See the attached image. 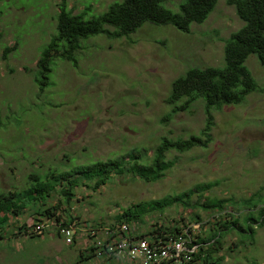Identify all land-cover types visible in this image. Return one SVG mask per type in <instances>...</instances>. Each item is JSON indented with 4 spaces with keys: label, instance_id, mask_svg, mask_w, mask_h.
I'll list each match as a JSON object with an SVG mask.
<instances>
[{
    "label": "rangeland",
    "instance_id": "obj_1",
    "mask_svg": "<svg viewBox=\"0 0 264 264\" xmlns=\"http://www.w3.org/2000/svg\"><path fill=\"white\" fill-rule=\"evenodd\" d=\"M59 1L0 0V194L15 192L1 201L3 212H10L0 228V264H117L106 257L80 259L89 243L88 226L109 223L132 204L178 194L199 183L218 182L204 192L212 199L239 201L255 192L264 197V68L251 54L244 65L259 91L212 113L205 147L166 153L165 159L173 165L156 182L124 174L114 175L96 191L78 187L69 208L75 218L70 244H64L51 227L34 238L18 236V227L37 223L33 204L18 209L31 185L30 173L68 171L134 147L145 148L150 158L162 137L198 135L205 122L202 101L165 118L170 112L164 100L171 82L193 66H222L224 40L242 26L228 0H217L206 20L191 24L186 34L171 26L144 23L120 39L91 36L80 40L75 68L61 59L52 60L50 84L39 91L32 76L40 53L57 35ZM120 1L65 0V9L86 20ZM180 1L161 5L178 12ZM13 45L15 49L3 60L2 50ZM48 199L54 204L56 196ZM195 214L203 231L208 227L203 222L212 214L209 218L200 208L180 205L146 217V227L182 218L197 225ZM220 244L215 255L224 256L221 264H264V225L254 226L251 238L230 232Z\"/></svg>",
    "mask_w": 264,
    "mask_h": 264
},
{
    "label": "trees",
    "instance_id": "obj_2",
    "mask_svg": "<svg viewBox=\"0 0 264 264\" xmlns=\"http://www.w3.org/2000/svg\"><path fill=\"white\" fill-rule=\"evenodd\" d=\"M166 1L121 0L111 4L101 15L85 20L82 14H74L72 10L67 11L65 0H60L56 15L57 35L40 53L32 76L33 83L39 91L49 86L47 75L51 71L53 59L69 62L75 68L77 61L74 55L80 49L79 42L82 39L99 34L108 39L128 37L144 23L171 26L176 31L186 34L191 24L204 22L217 3V0H182L178 3V12H171L161 5ZM228 4L234 7L242 26L224 40L223 65L189 68L171 82L169 93L164 100L170 106L166 119L177 112L188 111L193 103L202 101L205 122L198 135L175 140L162 137L150 158H146L145 148L134 147L117 157L73 166L68 171L57 172L48 169L44 175L30 173L28 179L31 185L24 190L25 201L18 205V209L22 211L26 209L27 204H33L31 209L36 222L48 226H68L75 220L69 208L78 187L96 191L100 186L111 181L114 175L124 174L143 182H156L162 179L165 172L173 165L172 160L165 159L166 153L170 151L183 153L193 147H205L210 141L208 132L213 124L212 113L219 111L225 105L240 104L249 93L259 91L256 80L244 65L247 57L251 54L255 55L259 65L264 68V0H228ZM14 49V45L5 47L2 50V59L5 60ZM217 184V181L199 183L178 194L132 204L121 213L114 215L109 225L134 223L139 229L143 228L150 234L161 231L163 234L172 235L178 230L180 223L185 225L183 218L172 219L169 222L155 221L149 226L150 228H147L146 217H151L155 212L162 213L164 209L172 206L200 208L208 212L209 218L210 214L212 216L210 220L203 222L202 226L208 227L203 231L201 229L196 236L195 244H199V249L193 255L191 264L196 261L200 264H221L224 256L215 254L221 248V239L226 234L235 232L237 235L246 234L251 238L254 226L264 225V197L255 192L247 198L235 201L232 198L212 199L204 195V192ZM6 193L0 194V228H2L1 224L7 221L10 212V210L3 212L1 201L10 198L15 192ZM194 194L197 197L190 204ZM53 195L56 196V201L54 204H48V198ZM242 211L244 213H239ZM17 212L15 215L19 214ZM194 217L195 221L201 222L199 215L195 214ZM103 225L105 223L90 227ZM30 228L25 225L18 227L17 235H26V231ZM153 228L156 231L150 232ZM46 232L45 230L44 233ZM28 236L34 238L38 235ZM85 249L90 256L81 254L83 257H80L83 259L92 257V250Z\"/></svg>",
    "mask_w": 264,
    "mask_h": 264
},
{
    "label": "built area",
    "instance_id": "obj_3",
    "mask_svg": "<svg viewBox=\"0 0 264 264\" xmlns=\"http://www.w3.org/2000/svg\"><path fill=\"white\" fill-rule=\"evenodd\" d=\"M109 224L96 228L88 226L86 234L89 243L85 245L92 250L95 258L115 259L117 264H191L193 255L199 249V244H195L200 233L199 223H180L172 235L153 232L155 228L150 229L153 232L150 234L134 223ZM47 227L54 228L55 235L64 244L71 243L74 235L72 224L48 226L37 222L26 231V236L42 235Z\"/></svg>",
    "mask_w": 264,
    "mask_h": 264
},
{
    "label": "crops",
    "instance_id": "obj_4",
    "mask_svg": "<svg viewBox=\"0 0 264 264\" xmlns=\"http://www.w3.org/2000/svg\"><path fill=\"white\" fill-rule=\"evenodd\" d=\"M85 248H87V246L85 247ZM87 253H88V251L87 250H85ZM86 252H82L81 254L83 255V254H85V256H90V255H87V253ZM81 257H83V256H81ZM80 257V259L82 260L83 258H81ZM91 257H88L87 259H90ZM92 259V258H91ZM98 264H104V263H102V262H98Z\"/></svg>",
    "mask_w": 264,
    "mask_h": 264
}]
</instances>
